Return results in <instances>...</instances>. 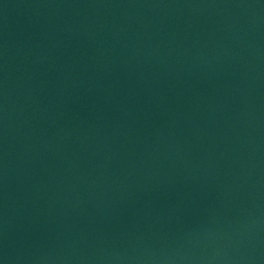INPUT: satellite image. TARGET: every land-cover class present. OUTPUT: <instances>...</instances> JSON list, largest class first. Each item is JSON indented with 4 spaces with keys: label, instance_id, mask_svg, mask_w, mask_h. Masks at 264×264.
<instances>
[{
    "label": "water",
    "instance_id": "95a60500",
    "mask_svg": "<svg viewBox=\"0 0 264 264\" xmlns=\"http://www.w3.org/2000/svg\"><path fill=\"white\" fill-rule=\"evenodd\" d=\"M0 264H264V0H0Z\"/></svg>",
    "mask_w": 264,
    "mask_h": 264
}]
</instances>
